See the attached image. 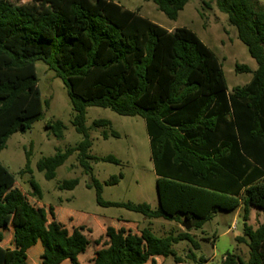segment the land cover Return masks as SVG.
<instances>
[{
	"label": "trees",
	"instance_id": "obj_1",
	"mask_svg": "<svg viewBox=\"0 0 264 264\" xmlns=\"http://www.w3.org/2000/svg\"><path fill=\"white\" fill-rule=\"evenodd\" d=\"M21 1L0 0V122L8 120L0 132V151L11 135L30 130L43 118L34 71L41 60L64 82L72 123L83 135L75 146L38 161L46 179H54L75 152L86 172L92 170L91 160L121 162L113 155L90 153L89 106L141 116L157 175L158 206L105 200L102 184L94 179L88 186H95L98 204L150 219L189 220L197 229L218 212L243 207V235L237 241L247 243L249 257L229 251L222 264H264V218L256 228L248 223L252 207L264 215V5L259 0H215L258 63L252 80L229 92L219 57L188 27L169 30L116 0ZM152 1L176 20L190 0ZM236 71L252 70L237 64ZM33 103L36 112H29ZM93 125L110 128L111 122L97 119ZM46 128L58 139L64 137L62 120L48 121ZM109 135L119 137L115 130L103 131L104 138ZM31 154L26 152L23 175L32 173ZM79 181L64 180L59 188L72 190ZM118 181L114 176L110 183ZM29 182L32 191L27 193L0 162L1 257L7 232L13 242L0 264H82L81 256L94 240L91 264H162L171 255L181 261L173 247L180 241L200 248L189 230L157 236L126 219L104 222L102 232L91 237V224L73 216L57 220L56 207L40 203L39 183L33 176ZM31 197H39L38 204ZM13 216L16 223L10 226ZM35 250L37 263L31 255Z\"/></svg>",
	"mask_w": 264,
	"mask_h": 264
},
{
	"label": "rangeland",
	"instance_id": "obj_2",
	"mask_svg": "<svg viewBox=\"0 0 264 264\" xmlns=\"http://www.w3.org/2000/svg\"><path fill=\"white\" fill-rule=\"evenodd\" d=\"M31 0H23L27 2ZM124 7L139 11L143 16L166 27H188L216 53L219 57L229 91L236 86H243L253 78V72L258 68L257 61L251 56L248 47L238 38L237 30L228 22V15L221 12L215 0H190L185 8L180 11L176 20L169 19L164 12L158 9L152 0H116ZM264 5V0H259ZM247 65L251 72H237L236 65ZM34 71L38 77V90L41 97L40 107L44 110L43 118L36 121L32 128L26 132H16L7 141L6 147L0 151V162L7 167L16 178V185L25 192L30 193L32 187L29 179L33 176L42 190L40 203L56 207V218L65 221L67 217L81 223H89L93 227L96 238L102 232L104 222L113 224L118 219H126L139 225V229L149 227L157 236L178 234L186 230L182 223L164 218H147L143 214L116 206H102L97 202V192L93 185L94 179L102 184V196L105 200L115 202H147L152 208H157L158 197L156 180L157 175L151 156L150 138L146 123L141 116H125L109 108L89 106L87 108L86 126L89 128L93 142L90 153L95 157L113 155L120 163L91 160L92 170L86 172L78 161L75 152L66 162L57 169L54 179H46L44 172L38 169V161L47 156L54 155L58 149L75 146L83 135L78 133L72 123L73 106L64 82L56 76L41 60L37 61ZM49 100L47 107L45 102ZM36 104L29 107V112L35 111ZM36 112V111H35ZM62 120L65 125L64 137L58 139L51 130L46 128V123L53 120ZM97 119H108L111 127H96L93 125ZM8 120L0 122V132L6 128ZM115 130L119 137L109 135L104 138V130ZM31 151L30 166L32 173L21 174L27 162L26 152ZM120 174L123 177H120ZM116 176L119 181L111 184ZM80 179L79 184L72 190L60 189L59 185L67 179ZM39 198V197H37ZM31 197V201L39 199ZM243 207L235 211L218 212L207 221L202 228L191 227L189 231L200 248L189 241H180L174 244V249L181 261L174 256H169L162 264H222L227 252L232 251L247 260L249 247L246 242L237 241L243 235L244 229ZM262 210L250 208L248 223L258 227L263 221ZM16 223V216L10 220V226ZM74 223H70L72 226ZM233 226H236L235 228ZM91 226H88L90 231ZM93 238V239H94ZM13 247L11 232H7L6 240L1 246L4 262L8 250ZM97 245L95 240L88 251L81 256L82 264H91ZM32 259L37 263L39 251L32 252ZM206 259L202 261L201 259ZM34 264V263H33Z\"/></svg>",
	"mask_w": 264,
	"mask_h": 264
},
{
	"label": "water",
	"instance_id": "obj_3",
	"mask_svg": "<svg viewBox=\"0 0 264 264\" xmlns=\"http://www.w3.org/2000/svg\"><path fill=\"white\" fill-rule=\"evenodd\" d=\"M182 225L184 226V228H185L186 230H189L190 227H191V223H190L189 220H185V221H183Z\"/></svg>",
	"mask_w": 264,
	"mask_h": 264
},
{
	"label": "crops",
	"instance_id": "obj_4",
	"mask_svg": "<svg viewBox=\"0 0 264 264\" xmlns=\"http://www.w3.org/2000/svg\"><path fill=\"white\" fill-rule=\"evenodd\" d=\"M167 29H169V30H173V29H175V28H173V29H172V28H167ZM251 70H252V69H251ZM229 92H232V91H229Z\"/></svg>",
	"mask_w": 264,
	"mask_h": 264
},
{
	"label": "built area",
	"instance_id": "obj_5",
	"mask_svg": "<svg viewBox=\"0 0 264 264\" xmlns=\"http://www.w3.org/2000/svg\"><path fill=\"white\" fill-rule=\"evenodd\" d=\"M234 228L236 227V226H233ZM224 259H225V257H224Z\"/></svg>",
	"mask_w": 264,
	"mask_h": 264
}]
</instances>
